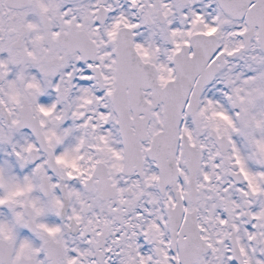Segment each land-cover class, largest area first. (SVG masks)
I'll list each match as a JSON object with an SVG mask.
<instances>
[{
  "label": "snow or ice",
  "instance_id": "6c2138e0",
  "mask_svg": "<svg viewBox=\"0 0 264 264\" xmlns=\"http://www.w3.org/2000/svg\"><path fill=\"white\" fill-rule=\"evenodd\" d=\"M0 264H264V0H0Z\"/></svg>",
  "mask_w": 264,
  "mask_h": 264
}]
</instances>
